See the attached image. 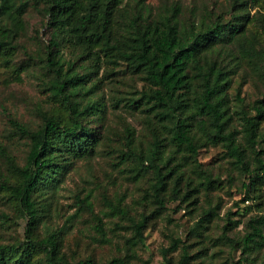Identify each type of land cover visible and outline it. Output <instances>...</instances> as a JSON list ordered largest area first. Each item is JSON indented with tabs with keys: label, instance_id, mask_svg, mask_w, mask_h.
I'll list each match as a JSON object with an SVG mask.
<instances>
[{
	"label": "trees",
	"instance_id": "16d2710c",
	"mask_svg": "<svg viewBox=\"0 0 264 264\" xmlns=\"http://www.w3.org/2000/svg\"><path fill=\"white\" fill-rule=\"evenodd\" d=\"M29 6L45 16L48 36L43 52L34 56L24 48L28 58L21 60L17 38ZM63 46H79L84 53L65 61ZM85 58L90 61L85 63ZM120 60L128 67L120 78L138 79L142 87L122 94L114 105L122 102L132 114H143L150 125L145 146L138 143L133 128L125 127L120 159L132 161L136 178H148L153 208L132 214L103 192L111 212L127 221L125 226L116 221L115 226L129 234L123 239L124 255L113 254L102 264H128L150 220L163 214L166 203L197 201L199 188L187 170L184 151L192 169L203 174L204 189L217 182L197 156L199 146L212 144L220 145L232 167L245 174L244 198L262 195L264 0H225L221 6L203 2L185 14L178 3L164 4L153 12L145 0H125V4L122 0H0V84L21 81V74L31 72L35 64L53 98L52 105L37 109L40 123L35 128L12 121L29 139L22 164L0 145L7 163L0 186L25 218L22 238L0 242V264H98L91 255L68 257L57 229L38 232L49 205L36 196H52L74 160L87 158L103 143L105 77L96 74L101 63L118 65ZM237 73L241 80L236 87L238 103L233 105L229 90ZM246 79L258 88L250 101L239 94ZM75 200L79 208L92 211L86 196L77 195ZM258 210L242 220L244 230L239 236L229 231L240 220L228 219L219 234L210 238L206 230L216 211L207 209L185 233L183 228L168 236L160 248L159 264H194L208 253L207 240L237 246L244 260L256 256L264 246V211ZM4 216L0 213V219ZM97 229L101 240L109 242L100 223ZM117 248L122 250L120 245Z\"/></svg>",
	"mask_w": 264,
	"mask_h": 264
},
{
	"label": "rangeland",
	"instance_id": "374dc122",
	"mask_svg": "<svg viewBox=\"0 0 264 264\" xmlns=\"http://www.w3.org/2000/svg\"><path fill=\"white\" fill-rule=\"evenodd\" d=\"M153 12H157L164 4L180 5L183 14L187 13L192 5L205 4L212 5L216 2L223 5L225 0H145ZM125 4V0H122ZM255 10L251 9V12ZM24 29L18 36L20 43L18 59L28 58L24 53V48L32 55L43 52V46L48 34L45 32V16L40 9L29 6L22 15ZM79 46H63L62 56L65 61L76 60V57L83 55ZM85 63H88V58ZM33 65V64H32ZM29 73L21 74V81H12L7 84H0V145L22 164L25 160L26 152L29 148V139L20 133L12 121L35 128L40 123L37 109L52 105V97L46 90L40 78V69L33 65ZM128 67L125 61L120 60L118 65H103L99 68L96 77H105L101 92L106 99L105 128L103 129V143L98 150L87 158L75 159L71 168L65 174L61 183L52 196L44 198L37 195L39 202L47 201L48 211L38 224V232L44 234L47 230L57 229L61 236L62 251L68 257H85L91 255L98 264H102L113 254L124 255L122 247L124 236L129 232L122 227L115 226L116 221L126 225L127 221L118 214H113L108 204L104 201L102 194L105 192L109 198L118 202L121 206L127 207L132 214L141 211L148 212L153 208L152 199L148 191V178L134 176L131 160H121L120 153L124 149L126 137L125 127L133 128L135 138L138 143L146 145L149 139L150 125L143 114L135 111L130 112L122 106L119 101L123 94L127 96L133 94L135 88L142 87V81L138 79L125 78L122 80L119 75L126 74ZM115 77V78H114ZM241 80V74L234 75L230 96L232 104L236 105V87ZM258 92L256 84L250 79L243 80L240 84V97L245 101L253 99ZM114 105V106H113ZM264 145V141H263ZM188 153L184 151V160L187 170L194 181V185L199 188L198 199L195 203L172 200L166 203V207L158 218L150 220L145 232L143 242L135 246L134 251L128 256V264H142L148 259L147 264H159L162 261L160 248L167 244L168 236L174 232H181L207 209H214L216 212L211 217L206 233L210 238H215L221 231L223 223L228 219L237 222L230 235L239 236L243 232V222L250 214L258 209L264 211V187L259 198L245 199L247 178L239 169L232 167L229 158L225 156L220 145L206 144L199 146L197 159L202 163V167L209 171L215 178V186L203 184V174L192 169L189 162ZM7 163L0 154V176L6 175ZM2 179L0 177V183ZM201 183V184H200ZM86 196L91 203L92 211L79 208L76 196ZM15 203L9 199L7 191L0 186V213H4V218L0 219V242L14 241L23 237L25 218L20 215L14 206ZM101 218L100 222L96 216ZM100 223L109 242L101 240L97 224ZM210 247L206 255L199 256L194 264H261L264 262V246L261 253L251 254L248 260L240 257V248H230L228 244L217 242L212 244L206 241ZM121 246V251L117 246ZM197 246L194 245L193 247ZM210 262V263H209Z\"/></svg>",
	"mask_w": 264,
	"mask_h": 264
}]
</instances>
